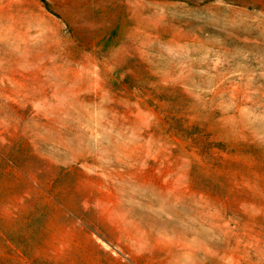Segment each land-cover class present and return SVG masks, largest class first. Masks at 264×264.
<instances>
[{"label": "rangeland", "instance_id": "374dc122", "mask_svg": "<svg viewBox=\"0 0 264 264\" xmlns=\"http://www.w3.org/2000/svg\"><path fill=\"white\" fill-rule=\"evenodd\" d=\"M0 264H264V0H0Z\"/></svg>", "mask_w": 264, "mask_h": 264}]
</instances>
